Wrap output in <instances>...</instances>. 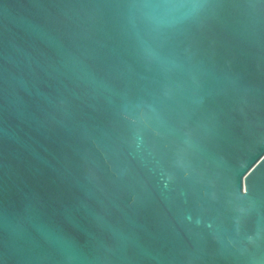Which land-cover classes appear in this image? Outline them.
<instances>
[{"label":"water","instance_id":"obj_1","mask_svg":"<svg viewBox=\"0 0 264 264\" xmlns=\"http://www.w3.org/2000/svg\"><path fill=\"white\" fill-rule=\"evenodd\" d=\"M0 264H264V0H0Z\"/></svg>","mask_w":264,"mask_h":264}]
</instances>
